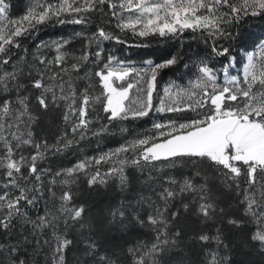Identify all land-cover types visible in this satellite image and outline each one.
<instances>
[{
  "label": "snow or ice",
  "instance_id": "snow-or-ice-1",
  "mask_svg": "<svg viewBox=\"0 0 264 264\" xmlns=\"http://www.w3.org/2000/svg\"><path fill=\"white\" fill-rule=\"evenodd\" d=\"M105 4L108 5V13L118 20L117 27L130 30L133 35L140 37H175L185 30H199L213 41H227L233 36L232 25L248 16L264 15V0H35L22 17L10 20L6 14L8 5L5 0H0V66H8L0 72V89L8 91L19 87L15 82L23 75L25 68L16 65V60L21 57L17 56L13 60V49H21V38L32 35L39 30L40 25L47 23L86 24L91 20L88 14L103 11L101 6ZM93 41L97 43L95 52L85 50L77 62L71 64L66 62V53L61 51L66 42L57 43L54 61H48L43 55L36 57V63L43 67L30 81L32 87L42 90L37 97L39 106L44 110L50 104L63 108L64 121L71 123V133H79L81 139L92 123L89 107L100 97H91L87 88L79 91L70 73H79L90 57H94L92 63H97L102 58L103 49L99 45L103 41L123 42L102 27L89 39V43ZM212 51L218 57H229L223 82H218L219 77L213 67L201 61L197 78L191 87L175 91L173 88H164L159 107L155 108L154 93L160 97L157 92L158 72L176 64V59L170 58L157 64L149 62V68L137 69L124 67L109 57L95 72L103 88L102 111L107 114L109 122L147 117L154 110L169 113L191 111L197 115L188 122H171L169 130L162 131L158 140L149 137L133 141L95 159V164L107 162L137 147L138 154L130 159L133 166H156L161 163L175 166L185 161H207L223 172L225 183L241 195L240 202L244 205L245 214L261 225L251 238L264 247V42L259 44L258 50L246 54L242 77L229 75V69L237 66L236 57L230 55L229 46L213 43ZM28 74L32 76L33 70H29ZM137 86H140L138 91L144 93L143 97L126 104L130 92ZM35 120L26 97H18L15 102L5 98L0 102V144L3 146L0 168L4 170L5 176L3 190H0V232L7 235L20 224L25 225L26 230L31 225L29 231L37 235L51 230L55 242L52 264H64L65 250L72 241L62 233H57V224L63 221L67 225L72 221L83 227L84 207L75 205L72 192L65 190L59 197L58 208L45 205L43 214L35 219L30 217L27 209L37 208L45 202V190L55 195L52 186L57 184L56 177H74L80 172L87 174L92 162L85 160L65 169L63 173L55 172L48 181L43 180L47 170L38 169L37 160H43L49 151L59 152L61 148L58 144L50 145L47 140L37 141L34 138L32 125ZM155 127L162 129L164 125L156 124ZM104 130L106 125L100 128V131ZM93 134L99 135L100 132ZM72 143V139L65 140L63 147L67 148ZM25 146L33 149V154L28 157L23 154ZM119 163L123 166L129 160L120 159ZM112 173H119L121 183H124L123 167H112L105 175ZM241 178L244 184L242 190ZM59 182L68 185L70 180L61 179ZM97 182L105 183L98 169L88 179V184L91 186ZM169 183L176 184L177 190L171 187L161 189L160 198L164 202V209L158 210L155 217H149L152 225H160L161 228L166 225L164 213L168 204L183 193L198 194L197 207L193 210L205 220H212L217 212L223 211L214 202L206 184L194 183L190 177L183 179L182 183L169 178ZM183 206L188 208V204ZM117 214L123 217L125 212L118 210V213H113ZM177 214L172 212L170 217L174 218ZM229 223L238 226L240 222L233 219ZM161 228L156 229L158 235L155 242L142 254L138 249L131 250L136 257L134 264H148L146 257L154 258L164 251L162 245L169 241L161 239ZM214 238L222 243L219 234ZM199 239L208 241L210 237L201 235ZM50 242L43 241L44 244ZM36 243L40 241L36 240ZM16 251L15 247L0 243V256L7 252L12 264H27L21 255H12ZM0 264H3L2 260ZM211 264H216L214 254Z\"/></svg>",
  "mask_w": 264,
  "mask_h": 264
},
{
  "label": "trees",
  "instance_id": "trees-1",
  "mask_svg": "<svg viewBox=\"0 0 264 264\" xmlns=\"http://www.w3.org/2000/svg\"><path fill=\"white\" fill-rule=\"evenodd\" d=\"M10 15H21L32 5L31 0H8ZM103 11L89 13L90 22L86 24H57L47 23L39 26V30L32 35L21 38V49H13V60L17 56L16 65L25 68V72L15 82L19 87L8 91L0 89V102L10 98L14 102L18 97H26L32 114L36 117L32 125L34 138L47 140L50 145L58 144L59 152L49 151L43 160L38 159V169H46L42 177L48 181L55 172L63 173L65 169L72 168L74 164L89 157H100L112 152L121 145L133 141L155 137L156 122L174 121L183 122L196 118V112L185 111L175 113L171 117L157 116L150 112L147 117L129 118L128 120L108 121L103 108V88L95 72L107 62L109 56L119 57L126 62L143 64L153 61L155 64L163 63L170 58L176 59V64L164 68L157 75V92L167 86L171 80L182 75L194 73L195 62L202 56L225 60L227 57H218L212 51L213 43L230 47L233 51L253 50L264 40V15L248 16L231 26L233 36L225 41L206 36L201 31L185 30L175 37L133 35L129 30L117 27L118 20L108 13V5L101 6ZM104 28L118 36L123 42L103 41L99 47L103 49L102 58L92 63L90 57L84 63L79 73H70L75 79L74 83L79 91L88 89L93 97L101 95L97 107H89V117L92 123L84 138L79 133H71V123L63 119L64 109L50 104L47 110L42 109L37 101L41 89L31 86V79L43 67L36 63V57L43 55L48 58L52 53L53 45L57 41L66 42L62 52L66 53V62H77L78 57L87 50L95 52L97 43H89L98 28ZM26 50V51H24ZM48 60V59H47ZM54 67V65H53ZM8 66H0V72ZM33 70L29 76L28 71ZM50 95V94H49ZM158 100L155 99L154 108ZM204 111H207L205 109ZM94 119L100 127L93 130ZM102 125L107 128L100 131ZM109 127V128H108ZM99 131V135L93 133ZM67 132V135H65ZM72 139L73 143L67 148L63 147L65 140ZM158 140V139H157ZM29 150H33L27 146ZM139 149V147H137ZM108 162V161H107ZM106 162H101L99 168L105 171ZM25 170V169H24ZM199 173V175H197ZM125 181L108 178L105 183H96L89 186L85 175L77 174L74 177H56L57 184L52 186L54 196L45 190L46 200L37 208L28 207L27 211L32 219L43 214L45 205L52 208L59 207V197L65 190L73 194V203L85 209L84 226L75 222H58L56 231L62 233L72 243L64 253V264H134L136 257L131 250L138 249L141 254L155 242L160 225H152L149 217H155L158 210L163 211L164 202L161 200V189L171 187L177 190L176 184H170L169 178L182 183L183 179L191 178L194 183H204L210 189L214 202L222 212H217L212 220L203 219L197 211L198 194L183 193L171 201L164 213L167 223L159 233L161 239L169 241L162 245L164 251L155 257H146L148 264H211V257L215 255L216 264H264V247L252 240L253 233L261 225L244 212V205L240 202L241 195L233 187L225 183L223 172L218 171L207 161H187L177 163L175 166H165L163 163L156 166L126 165L124 169ZM31 179V177H29ZM68 179L70 183L64 185L59 181ZM23 183V181H21ZM244 188L241 178V190ZM188 204V208H184ZM118 210L125 215L120 217ZM172 212L178 213L174 218ZM238 220L239 225L229 223ZM31 225L27 229H31ZM23 224L18 225L7 235L0 232V243L17 249L12 255H21L27 264H52L55 257L53 252L54 240L51 230H45L37 235ZM220 235L222 243L214 238ZM201 235H208V241H201ZM28 239L25 240L24 237ZM36 240L40 243L37 244ZM44 240H50L44 244ZM91 242V244H90ZM86 249H88L86 251ZM98 254V255H97ZM3 264H12L11 258L5 252L0 256Z\"/></svg>",
  "mask_w": 264,
  "mask_h": 264
},
{
  "label": "rangeland",
  "instance_id": "rangeland-1",
  "mask_svg": "<svg viewBox=\"0 0 264 264\" xmlns=\"http://www.w3.org/2000/svg\"><path fill=\"white\" fill-rule=\"evenodd\" d=\"M7 1L8 0H5L6 4L8 5L6 14H7V16H8V18L10 20L18 19V18L22 17L23 14H25L26 11L24 13H22L21 15H17V16L15 15V16L12 17L10 15V6H9ZM31 1H32V4L35 3V0H31ZM9 27H11V25H9ZM147 37H149V36H147ZM165 37H167V36H165ZM57 42L60 43L61 41H57ZM261 42H264V40H262ZM221 44H223V43H221ZM259 44L253 50H250V51H238V50H236V51H233L232 54H230L231 56H235L236 57V61H237V66L234 67V68H230L229 69V75L230 76H240V77H242V75H243V67L246 64V54L250 53V52H252L254 50H258ZM56 45H57V43L53 45V50H51V52H50L52 54L47 58L48 61H54L55 56L57 55L56 50H55ZM109 57H112L114 59V62H119V64L124 66V67H135L137 69H147V68H149V62L154 63L153 61H147V62H145V63L140 65V64H137V63H133V62H126V61L120 59L119 57H116V56H113V55H111ZM228 60H229V57H227L225 60H222L220 58L216 59L214 57L202 56L201 58H199V60H197L195 62L194 73L188 74L186 76L182 75L181 77L176 79V81L175 80H171L167 86H164L161 89V91H159L160 97H157L156 94L154 93V103H155V99H157L158 100V102H157L158 105H156V106L159 107V98L163 97V95H164L163 94V89L166 88V87L173 88L174 91L177 90V89H181V88H189V87H191L192 82H194L195 79L197 78L198 68L200 66V62L201 61H205L210 67H213L214 71L217 73V75L219 77V81L218 82H223V79H224L223 73H224L225 67H227V65H228ZM105 63H106V61H105ZM101 87H102V85H101ZM139 87L140 86H137V88L132 89V91L129 94V101H126V104L130 103V101H132V100H135L137 97H143L144 93L142 91H138ZM95 97H102V96L101 95L93 96V98H95ZM98 101H96L94 105H90V106L93 107V108L97 107ZM154 113H155V115L161 116V117L162 116L163 117L164 116L171 117V115L175 114V113L157 112V111L154 112ZM94 121L95 122H93V123L95 125L93 127V130H95V129L100 127V124L96 122V119H94ZM171 122L172 121H167V122L164 121L163 123L160 122V121L156 122V124L164 125V128H162V129H157L156 128V135H155L156 139H160L161 138L160 137V133L162 131L163 132H167L169 130V125H170ZM184 122H188V121H183V122L181 121V122H175V123L179 124V123H184ZM106 128H107V126H106ZM126 145H128V144L121 145L120 147L126 146ZM138 151H139V149H135V150L129 151L127 153H120L119 156L112 157L110 160H108V162H106L107 163L106 164V169L107 170H105V171H101L100 168H99V165L95 164V159H97L98 157L97 158L96 157H89V158L82 159V160L76 162L73 167H75V165L77 163L83 162L85 160L91 161L92 163L90 164V166L87 169V174H85L84 172H80L78 174L85 175L86 178L90 179V177L98 169L100 174H101V178H103L105 181H107L108 178H118V179H120V174L119 173H112L110 175H105V173L108 172V170L110 168H112V167H117V168L123 167V173H124V169H125L127 164L121 166L120 163H119V160L120 159H127V160H129L128 165H132L130 163V159L135 157L138 154ZM23 154L26 157H28V156H30V154H33V150H29L27 148V146H25L24 149H23ZM2 157H3V146H2V144H0V158H2ZM147 166H149V165H147ZM24 171L26 172L27 170L25 169ZM4 183H5L4 170L2 168H0V190H3V184Z\"/></svg>",
  "mask_w": 264,
  "mask_h": 264
}]
</instances>
